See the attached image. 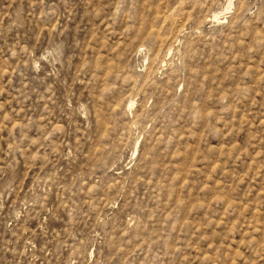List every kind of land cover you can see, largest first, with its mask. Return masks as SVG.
<instances>
[{
    "label": "rangeland",
    "instance_id": "1",
    "mask_svg": "<svg viewBox=\"0 0 264 264\" xmlns=\"http://www.w3.org/2000/svg\"><path fill=\"white\" fill-rule=\"evenodd\" d=\"M0 264H264V0H0Z\"/></svg>",
    "mask_w": 264,
    "mask_h": 264
},
{
    "label": "bare ground",
    "instance_id": "2",
    "mask_svg": "<svg viewBox=\"0 0 264 264\" xmlns=\"http://www.w3.org/2000/svg\"><path fill=\"white\" fill-rule=\"evenodd\" d=\"M214 17H216V15Z\"/></svg>",
    "mask_w": 264,
    "mask_h": 264
}]
</instances>
